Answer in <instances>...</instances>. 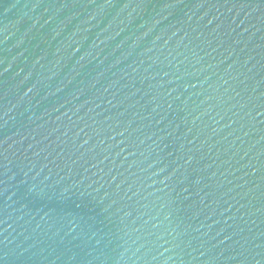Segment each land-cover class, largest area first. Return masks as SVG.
Here are the masks:
<instances>
[{"label":"water","instance_id":"95a60500","mask_svg":"<svg viewBox=\"0 0 264 264\" xmlns=\"http://www.w3.org/2000/svg\"><path fill=\"white\" fill-rule=\"evenodd\" d=\"M0 264H264V0H0Z\"/></svg>","mask_w":264,"mask_h":264}]
</instances>
